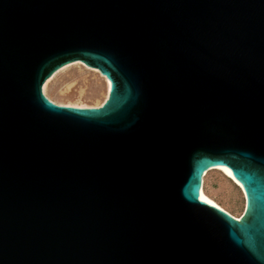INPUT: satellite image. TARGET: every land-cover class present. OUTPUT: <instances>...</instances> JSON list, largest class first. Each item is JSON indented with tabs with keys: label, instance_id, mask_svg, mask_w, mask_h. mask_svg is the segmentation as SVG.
Listing matches in <instances>:
<instances>
[{
	"label": "water",
	"instance_id": "95a60500",
	"mask_svg": "<svg viewBox=\"0 0 264 264\" xmlns=\"http://www.w3.org/2000/svg\"><path fill=\"white\" fill-rule=\"evenodd\" d=\"M75 60L100 107L43 93ZM0 264H264V0H0Z\"/></svg>",
	"mask_w": 264,
	"mask_h": 264
},
{
	"label": "rangeland",
	"instance_id": "374dc122",
	"mask_svg": "<svg viewBox=\"0 0 264 264\" xmlns=\"http://www.w3.org/2000/svg\"><path fill=\"white\" fill-rule=\"evenodd\" d=\"M43 92L57 104L98 107L104 102L106 84L97 69L76 62L49 78ZM202 187L207 196L231 214L239 217L244 211V194L230 176L211 169L205 173Z\"/></svg>",
	"mask_w": 264,
	"mask_h": 264
},
{
	"label": "bare ground",
	"instance_id": "6f19581e",
	"mask_svg": "<svg viewBox=\"0 0 264 264\" xmlns=\"http://www.w3.org/2000/svg\"><path fill=\"white\" fill-rule=\"evenodd\" d=\"M76 62H80V63H82V64H84L83 62H81L80 60H75V61H71V62H68V63H66V64H64L63 66H61L59 69H57L55 72H53V74L50 76V77H48L45 81H44V83H43V86H42V90L44 89V87H45V82L49 79V78H51L58 70H60L61 68H63V67H65V66H67V65H69V64H72V63H76ZM84 65H86V64H84ZM87 66V65H86ZM94 68V67H93ZM96 69V68H95ZM98 70V69H97ZM99 71V70H98ZM99 73L102 75V77H103V79H104V81H105V84H106V95H105V98H104V101L107 99V97H108V95H109V81H108V79L99 71ZM44 93V92H43ZM51 100V99H50ZM104 103V102H103ZM102 105V104H101ZM100 105V106H101ZM71 106V105H70ZM100 106H98V107H100ZM75 107H80V106H75ZM211 169H217V170H219V171H221L223 174H225V175H227V176H230V178H232V180H234V182H236V184H238V186H240V190H242V188H241V185H240V183L237 181V180H235L227 171H226V169L223 167V166H215V167H212ZM211 169H209V170H211ZM208 170V171H209ZM205 175V174H204ZM204 177V176H203ZM203 182H202V185H201V187H200V189H199V193H200V196H201V198H205L206 200H207V202L209 203V204H213V205H216V206H218V207H220V208H222L223 210H225L222 206H220L219 204H217L213 199H211L209 196H207L205 193H204V191H203ZM242 194H244L243 193V190H242ZM244 208H245V203H244ZM225 211H227V210H225ZM228 212V211H227ZM228 213H230V212H228ZM231 214V213H230ZM232 216H234V217H237V216H235V215H233V214H231Z\"/></svg>",
	"mask_w": 264,
	"mask_h": 264
}]
</instances>
